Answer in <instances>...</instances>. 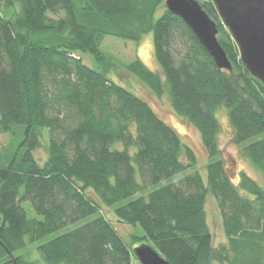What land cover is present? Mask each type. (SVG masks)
I'll use <instances>...</instances> for the list:
<instances>
[{
	"label": "trees",
	"instance_id": "obj_1",
	"mask_svg": "<svg viewBox=\"0 0 264 264\" xmlns=\"http://www.w3.org/2000/svg\"><path fill=\"white\" fill-rule=\"evenodd\" d=\"M165 1L0 0V264H36L31 251L45 264H139L133 250L142 244L170 264H264V188L244 173L235 185L217 118L225 107L233 143L264 175V84L241 62L212 0L199 3L232 72L217 68ZM147 34L160 73L140 60L125 69L196 128L204 170L147 101L108 75L116 61L102 51L105 39L139 44ZM209 196L226 237L217 248ZM104 209L142 230L134 249Z\"/></svg>",
	"mask_w": 264,
	"mask_h": 264
},
{
	"label": "rangeland",
	"instance_id": "obj_2",
	"mask_svg": "<svg viewBox=\"0 0 264 264\" xmlns=\"http://www.w3.org/2000/svg\"><path fill=\"white\" fill-rule=\"evenodd\" d=\"M162 14L163 9H159L157 16L160 17ZM102 51L113 56L116 61V66L111 68L108 72L111 79L147 101L158 115L178 133L182 138L183 143L194 151L198 158L199 166L204 170L208 158L196 128H194L188 121L176 115L172 109L167 94H164L162 98H157L144 85H142L138 79L130 75L125 69V66L136 60H140L149 70L160 73L161 69L155 57L153 34L145 35L139 44L122 41L114 37H107L103 43ZM82 57L85 65L88 67L93 69L99 68L102 70L90 55H84ZM217 118L221 125L219 146L222 151V157L226 161L228 168L232 170V178L235 185H239L240 177L244 173L264 188V175L251 164L249 159L243 156L241 149L232 141L233 130L229 123L228 111L225 107L218 110ZM8 143L9 138L7 136H2V146H6ZM36 158L40 159V161H43L46 158L44 149L36 152ZM241 193L245 195V192L241 191ZM24 208L26 209L29 218L36 217V214L29 203L24 204ZM206 208L210 230L213 235V246L217 248L226 243V237L223 232L222 217L216 199L209 196ZM104 215L112 222L123 241L129 245L131 249H134L133 244L131 245L132 237L134 235H142V230L139 227L118 223L112 212L107 209H104ZM54 237L55 235L38 242L36 245L32 246L30 250H35L37 246ZM29 260L34 261L36 264H45L40 256L34 251H31Z\"/></svg>",
	"mask_w": 264,
	"mask_h": 264
},
{
	"label": "water",
	"instance_id": "obj_3",
	"mask_svg": "<svg viewBox=\"0 0 264 264\" xmlns=\"http://www.w3.org/2000/svg\"><path fill=\"white\" fill-rule=\"evenodd\" d=\"M212 1L238 46L241 62L253 78L264 84V0ZM165 7L188 26L219 70L232 72V64L218 41L217 24L197 0H166ZM133 254L139 264H170L148 244L139 245Z\"/></svg>",
	"mask_w": 264,
	"mask_h": 264
},
{
	"label": "built area",
	"instance_id": "obj_4",
	"mask_svg": "<svg viewBox=\"0 0 264 264\" xmlns=\"http://www.w3.org/2000/svg\"><path fill=\"white\" fill-rule=\"evenodd\" d=\"M197 1H199V0H197Z\"/></svg>",
	"mask_w": 264,
	"mask_h": 264
}]
</instances>
